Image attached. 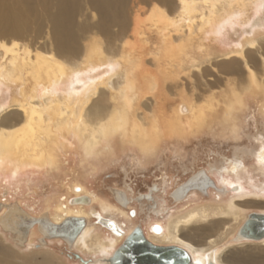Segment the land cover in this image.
Instances as JSON below:
<instances>
[{"label":"bare ground","instance_id":"6f19581e","mask_svg":"<svg viewBox=\"0 0 264 264\" xmlns=\"http://www.w3.org/2000/svg\"><path fill=\"white\" fill-rule=\"evenodd\" d=\"M31 1L0 0L1 36L13 38L8 45L0 42V180L51 176L52 197L45 200L47 213L35 215L23 201L9 202L8 193L0 192V229L12 245L29 249L57 242L83 260L95 257L77 260L80 264H113L139 229L155 246L185 250L191 264H264V237L241 233L249 217L244 218L245 207L264 210V201L237 199L244 169L237 157L229 167L222 162L204 170L223 194L232 188L236 198L198 203L165 221L149 216L145 225L134 226L126 208L144 201L154 215L163 214L157 193H166L165 178L140 198L114 189L115 204L82 185L87 181L82 172L102 171L127 153L142 167L169 143L181 151L207 131L237 139L254 102L264 116V0H152L157 4L151 2L146 18L137 0H56L44 43L34 49L16 40L26 23L20 7L37 17ZM40 4L47 8L50 0ZM239 33V42L231 39ZM8 88L9 102L2 97ZM256 140L251 155L264 172V133ZM67 156L80 163L78 170L61 171ZM198 192L192 189L184 199ZM27 217L34 222L25 233L19 228L30 223ZM44 218L55 225L84 219L85 225L68 246L44 237L39 226ZM17 257L2 250L0 264H54L47 257Z\"/></svg>","mask_w":264,"mask_h":264},{"label":"rangeland","instance_id":"374dc122","mask_svg":"<svg viewBox=\"0 0 264 264\" xmlns=\"http://www.w3.org/2000/svg\"><path fill=\"white\" fill-rule=\"evenodd\" d=\"M137 1L139 2V7L144 10L142 18H146L152 8L151 6H153L152 3L156 2L152 0H145L144 2L142 0ZM32 2L35 3L32 4V7H35L34 9L37 11V17L31 16L30 18L26 13L25 16L23 13L25 9L20 7L21 10L19 11H22L21 14H23L21 17L24 18L26 23L23 33L16 40L24 46L34 49L41 47L44 43L45 34L51 27L52 13L55 14L56 12V0H50V5L47 8L40 4V0H32L31 3ZM158 5L160 4L158 3ZM49 13L51 16L48 15ZM260 17L264 22V12L260 14ZM245 27L242 26L238 28L242 29ZM1 35L2 32H0V42L3 41L7 45L13 40L12 37ZM242 37L241 33H239L238 37H233L231 39L235 41L238 39L239 42ZM30 78L31 77L29 76L28 79L30 80ZM12 94V88H8L3 90L2 97L9 102ZM258 108V105L254 102L252 107L246 112L244 118H242L243 123L241 122L240 124L241 129L237 139L230 135L220 136L214 131H207L209 133L205 132L199 136L191 138L190 141L183 145L181 151H177L175 148L176 146L169 143L158 156L152 159V162L145 165L146 167L138 165L137 160L133 159L131 153H127L122 155L118 160H115L113 164H110V166L102 171L90 173V170L88 169L85 174L82 172V175L87 177V181L82 183V185L94 195H98L101 199L109 200L111 203L115 204L116 201L112 192L114 189L121 191L129 189L132 197L140 198L141 196L148 194L154 186L161 185L162 180L165 178L168 181L166 193H157V198L163 200L165 203L163 214L159 217L154 215L152 210L149 209L150 202L144 201L141 202L142 204L138 201H132V203L126 208V212L130 211V216L134 218V226L141 224L145 225L148 222L149 216L152 221H155L156 219L165 221L172 214L178 213L182 210L184 211V209H189L198 203H223L233 196L236 198L237 193L233 190L231 192L232 188H229V192L226 194L216 191V193L213 192L209 195H203L198 192L199 196L196 197L192 195V197H188L179 202H176L173 199L172 194L179 185L186 182L195 172L207 170L209 169V166L220 167V163L222 162H224L225 166L229 167L237 157L238 159H241L244 164V169L241 173L243 179V191L237 199L242 201L260 199L264 201V172L261 171L255 158L251 155V151L257 149L258 146L256 137L259 135V132L264 133V116ZM72 153L73 152H71V154ZM71 158V156H67L66 164L61 168L62 172L67 171L69 167H72L74 170H78L80 167V163L78 161L74 163V160H71ZM80 174L81 173H79V175ZM54 176H57V174ZM33 177H36L33 182H30L26 175H20L14 179H2L0 180V192L8 193L7 198L9 199V202L23 201L24 207L35 215L47 213L45 200L48 196L52 197V195H49L51 186L48 184L47 180L51 179V176L34 175ZM236 183V181L233 182L234 185ZM55 191L57 192L56 187ZM52 193L54 192L52 191ZM217 193L221 195L218 199ZM257 196L260 197L258 198ZM94 207L97 209L99 208L98 206ZM262 211L264 210L260 207H245L244 218L251 213H260ZM1 233L2 230L0 231V236L3 234ZM4 234L3 236H6L8 239L3 240V238L0 237V252L2 250L11 251L16 257L18 256L16 259L17 261L29 258H36L38 261H43L47 257L50 258L54 264H80L77 259L75 260L69 257V255L77 254V252L71 251L64 244L60 245L57 242H54L47 247L46 245H42L41 247L36 246L29 249H18L19 247L12 245V241L6 234ZM38 244L40 243H37V245ZM25 245L26 243L24 246ZM91 259H95V257H92L91 255L84 257V260L86 261Z\"/></svg>","mask_w":264,"mask_h":264},{"label":"water","instance_id":"95a60500","mask_svg":"<svg viewBox=\"0 0 264 264\" xmlns=\"http://www.w3.org/2000/svg\"><path fill=\"white\" fill-rule=\"evenodd\" d=\"M196 189L203 195L208 194L209 189H214L219 193H223V189L216 187L214 181L204 171H198L195 175L190 177L184 182L178 189H176L172 196L174 199L182 200L187 193ZM142 197V196H141ZM147 198V197H146ZM81 201H88L85 197L80 198ZM127 203L125 200L124 204ZM3 206L0 204V209ZM9 209V206H6ZM26 215V214H25ZM27 216V215H26ZM30 220L29 224L22 225L19 229L25 231V226H31L34 222L33 219L27 217ZM46 225L39 223L40 229L43 232L44 237H54L62 239L68 246H71L78 235L83 229L85 222L84 219L69 218L66 219L60 225H55L46 218ZM245 233V237L248 239H262L264 237V215L259 213H252L249 215L247 221L244 223L241 233ZM27 232V229L25 233ZM133 246L128 242L134 238ZM126 240L124 245L120 248L119 252L113 257V264H191L190 255L179 247H158L151 244L145 239L141 230L136 229L132 237ZM74 258L81 263H86L79 255L73 254ZM209 264H214L210 261Z\"/></svg>","mask_w":264,"mask_h":264},{"label":"snow or ice","instance_id":"6c2138e0","mask_svg":"<svg viewBox=\"0 0 264 264\" xmlns=\"http://www.w3.org/2000/svg\"><path fill=\"white\" fill-rule=\"evenodd\" d=\"M154 231H156L157 233H159V232L161 231V229H160L159 227H156V228L154 229Z\"/></svg>","mask_w":264,"mask_h":264}]
</instances>
